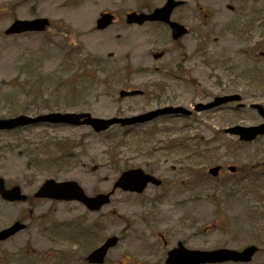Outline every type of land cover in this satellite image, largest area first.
Instances as JSON below:
<instances>
[{
  "label": "rangeland",
  "instance_id": "374dc122",
  "mask_svg": "<svg viewBox=\"0 0 264 264\" xmlns=\"http://www.w3.org/2000/svg\"><path fill=\"white\" fill-rule=\"evenodd\" d=\"M163 1L0 0V117L29 102L36 110L26 114L87 111L102 118L165 105L193 108L232 92L245 104L158 118L132 131L45 124L0 132V176L29 198H0V229L14 220L26 223L0 242V264H87V251L112 234L120 241L105 264H164L178 240L196 249L255 243L259 250L251 261L216 264H264V136L239 143L222 131L262 121L248 104L264 105V0H184L172 18L189 32L175 43L164 25L124 22L127 11H146ZM102 11L115 13L117 20L97 30ZM38 16L52 21L47 31L4 34L13 19ZM160 50L164 55L154 59L152 53ZM71 71L78 73L64 74ZM64 82L75 83L76 90L68 93ZM35 88L45 96H28ZM122 88L143 94L122 98ZM213 164L222 165L218 177L194 183ZM230 164L253 171L231 176ZM133 167L161 178L163 186L149 185L141 194L116 189L97 212L76 201L32 198L47 178L76 180L88 194L105 192L121 170Z\"/></svg>",
  "mask_w": 264,
  "mask_h": 264
},
{
  "label": "water",
  "instance_id": "95a60500",
  "mask_svg": "<svg viewBox=\"0 0 264 264\" xmlns=\"http://www.w3.org/2000/svg\"><path fill=\"white\" fill-rule=\"evenodd\" d=\"M176 2L172 0H167L166 4L162 8H155L151 13H136L130 12L127 16V22L142 23L145 20H167L168 14L175 5ZM113 16L109 13H102L97 19V28H103L109 23H111ZM168 21V20H167ZM48 24L46 18H35L32 20H15L12 25L6 30L7 33L21 32L24 30H42ZM173 29V36L177 37L185 32V29L177 25L176 23L170 22ZM157 55H155L156 57ZM138 93L137 90L133 91H120V95H132ZM239 95H225L214 98L213 101L202 104H196L195 108L197 110L210 108L214 105L220 103L239 99ZM252 107L257 109L258 113L264 118V107L261 104H252ZM180 113L183 115H188L190 111L184 109L183 107L177 106H166L163 108H158L143 114L134 115L131 117H111L108 119L90 117L89 113H50L47 115L38 116L36 118H30L26 116H18L11 119L0 120V128L12 127L16 124H23L25 122L36 121V120H50L53 122H66L71 124H88L91 125L96 131L104 130L114 123L125 124H135L138 122H147L153 117L160 114H176ZM226 133L237 134L241 139L252 140L257 135L264 134V123L256 126L242 127V126H232L224 130ZM218 166L209 169V172L215 175L218 171ZM230 170H234L233 166L229 167ZM148 181L154 184H159V180L155 177L146 174L142 169H130L123 171L118 179L114 183L115 187H120L123 190L131 191H142L143 187ZM2 180L0 179V189L2 188ZM54 187H60L61 191H55ZM109 193H98L94 196H86L82 189L73 181H67L59 184H54L50 181L44 183L36 196H48L54 198H64V199H77L83 202L86 207L90 210H97L103 204L109 201ZM3 197L7 199H23L24 196L20 194L18 187H13L8 191L3 192ZM23 226L18 222L14 223L11 227L0 232V238H4L7 235L14 233ZM116 237L111 236L105 240V242L98 248L94 249L88 256L87 260L90 262L102 263L106 250L116 243ZM183 250V249H182ZM257 250L254 245L247 246L241 251L232 249H215L211 251H181L180 249H174L170 252L169 257L166 260V264H198L204 262H221L226 260L232 261H249L252 255Z\"/></svg>",
  "mask_w": 264,
  "mask_h": 264
},
{
  "label": "trees",
  "instance_id": "16d2710c",
  "mask_svg": "<svg viewBox=\"0 0 264 264\" xmlns=\"http://www.w3.org/2000/svg\"><path fill=\"white\" fill-rule=\"evenodd\" d=\"M71 74H72V72H71ZM70 74V75H71ZM68 88H74V85H69V87ZM182 144H184L185 145V143H182ZM262 212L264 213V210H262Z\"/></svg>",
  "mask_w": 264,
  "mask_h": 264
}]
</instances>
